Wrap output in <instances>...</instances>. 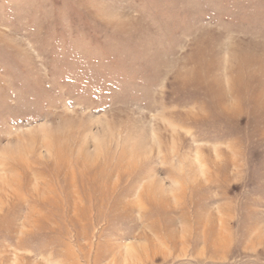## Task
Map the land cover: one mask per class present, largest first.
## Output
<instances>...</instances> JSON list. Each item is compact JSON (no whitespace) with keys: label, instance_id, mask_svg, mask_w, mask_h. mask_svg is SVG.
<instances>
[{"label":"rangeland","instance_id":"rangeland-1","mask_svg":"<svg viewBox=\"0 0 264 264\" xmlns=\"http://www.w3.org/2000/svg\"><path fill=\"white\" fill-rule=\"evenodd\" d=\"M0 264H264V0H0Z\"/></svg>","mask_w":264,"mask_h":264}]
</instances>
